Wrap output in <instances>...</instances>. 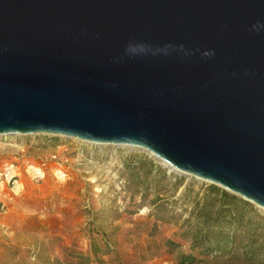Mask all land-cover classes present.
<instances>
[{
	"label": "water",
	"instance_id": "95a60500",
	"mask_svg": "<svg viewBox=\"0 0 264 264\" xmlns=\"http://www.w3.org/2000/svg\"><path fill=\"white\" fill-rule=\"evenodd\" d=\"M41 133L264 209V0H0V136Z\"/></svg>",
	"mask_w": 264,
	"mask_h": 264
},
{
	"label": "rangeland",
	"instance_id": "374dc122",
	"mask_svg": "<svg viewBox=\"0 0 264 264\" xmlns=\"http://www.w3.org/2000/svg\"><path fill=\"white\" fill-rule=\"evenodd\" d=\"M10 163L20 174L0 184V216L17 217L18 226L0 240V264H180L183 253L197 257L193 264H264L263 208L241 204L242 224L216 207L211 217L226 218L210 241L192 246L216 184L149 152L55 134L1 135L0 167Z\"/></svg>",
	"mask_w": 264,
	"mask_h": 264
},
{
	"label": "trees",
	"instance_id": "16d2710c",
	"mask_svg": "<svg viewBox=\"0 0 264 264\" xmlns=\"http://www.w3.org/2000/svg\"><path fill=\"white\" fill-rule=\"evenodd\" d=\"M212 193H215L217 197H213L212 199H207L206 203L204 204L203 209L201 210V213L204 214L206 217H199V227L198 231L194 233L195 237L192 241V246L198 247L199 245L203 246V242L205 239L208 241L211 240L210 234L213 232L214 229H216L217 222L220 224L222 223L223 219L226 217H211V213L215 210L216 207H219V211L221 214H229L235 217H230L232 220L231 222H237L242 223L248 219L246 216L245 210L241 208V204L246 206H253L249 201H246L244 199H241L235 194L230 193L226 189H221V187L213 185L212 186ZM209 196H213L211 192L208 194ZM203 218V219H201ZM227 220V219H226ZM253 220V217H251L250 222L248 224H252L251 222ZM204 227V229H203ZM204 230V231H203ZM204 233L203 235L201 233ZM203 237V238H202ZM171 245H175L176 243L173 241H170ZM222 244H226L225 242H222ZM109 246V245H108ZM222 247V246H221ZM109 250V249H108ZM211 250V249H210ZM197 257L192 254H186L183 253L179 257V263L180 264H193L196 263Z\"/></svg>",
	"mask_w": 264,
	"mask_h": 264
},
{
	"label": "built area",
	"instance_id": "2783aa9c",
	"mask_svg": "<svg viewBox=\"0 0 264 264\" xmlns=\"http://www.w3.org/2000/svg\"><path fill=\"white\" fill-rule=\"evenodd\" d=\"M19 167L14 163H10L8 166L0 167V184L15 183L18 181L20 174Z\"/></svg>",
	"mask_w": 264,
	"mask_h": 264
},
{
	"label": "crops",
	"instance_id": "0c3cea01",
	"mask_svg": "<svg viewBox=\"0 0 264 264\" xmlns=\"http://www.w3.org/2000/svg\"><path fill=\"white\" fill-rule=\"evenodd\" d=\"M16 221H18L17 217L0 216V240L5 237V232H7L9 228L16 229L18 225H13Z\"/></svg>",
	"mask_w": 264,
	"mask_h": 264
},
{
	"label": "bare ground",
	"instance_id": "6f19581e",
	"mask_svg": "<svg viewBox=\"0 0 264 264\" xmlns=\"http://www.w3.org/2000/svg\"><path fill=\"white\" fill-rule=\"evenodd\" d=\"M54 157H56V156H54Z\"/></svg>",
	"mask_w": 264,
	"mask_h": 264
}]
</instances>
